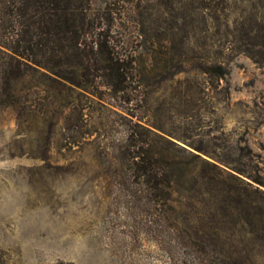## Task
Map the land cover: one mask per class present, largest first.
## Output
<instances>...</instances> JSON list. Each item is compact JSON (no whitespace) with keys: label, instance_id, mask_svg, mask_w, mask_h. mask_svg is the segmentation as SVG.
<instances>
[{"label":"rangeland","instance_id":"rangeland-1","mask_svg":"<svg viewBox=\"0 0 264 264\" xmlns=\"http://www.w3.org/2000/svg\"><path fill=\"white\" fill-rule=\"evenodd\" d=\"M91 1L127 92L41 70L0 104V264H264V62L223 46L247 4ZM130 141L211 166L178 174L166 200L134 173Z\"/></svg>","mask_w":264,"mask_h":264},{"label":"trees","instance_id":"trees-1","mask_svg":"<svg viewBox=\"0 0 264 264\" xmlns=\"http://www.w3.org/2000/svg\"><path fill=\"white\" fill-rule=\"evenodd\" d=\"M243 4L247 5L234 21V30L227 25L223 46L262 63L264 0H243ZM91 11V0H0L1 105L14 106L17 82L42 74L41 70L53 83L71 85V91L90 90L102 81L114 94H126L131 74L126 59L102 32L92 29ZM218 70L209 67L205 73L226 74ZM169 143L189 153L190 158L167 157L153 151L147 141H130L126 152L134 173L147 186L167 192L163 194L166 200H171L178 174L194 175L199 162L211 166L200 155ZM256 208L264 218V200Z\"/></svg>","mask_w":264,"mask_h":264}]
</instances>
